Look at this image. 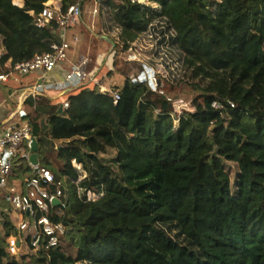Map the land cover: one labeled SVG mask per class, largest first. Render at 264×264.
<instances>
[{
	"label": "trees",
	"instance_id": "obj_1",
	"mask_svg": "<svg viewBox=\"0 0 264 264\" xmlns=\"http://www.w3.org/2000/svg\"><path fill=\"white\" fill-rule=\"evenodd\" d=\"M48 1L83 11L95 0H0V69L60 43L54 22L36 26ZM99 1L118 103L91 83L23 102L38 167L63 181L48 216L67 247L10 254L14 211L0 195V264H264V0ZM146 35L184 69L176 81L193 111L175 113L173 81L158 76L153 89L119 66ZM188 139L203 141L195 159L180 153ZM13 172L9 184L35 175L21 158Z\"/></svg>",
	"mask_w": 264,
	"mask_h": 264
},
{
	"label": "built area",
	"instance_id": "obj_2",
	"mask_svg": "<svg viewBox=\"0 0 264 264\" xmlns=\"http://www.w3.org/2000/svg\"><path fill=\"white\" fill-rule=\"evenodd\" d=\"M100 1L95 0L91 14L95 17L98 13ZM82 10L79 3L62 10L60 1H48L43 4V9L36 17V26L39 29L48 27L52 22L56 24V33L60 38V43L51 47V51L36 54L30 59L15 63H6L5 70L0 69V86L9 82L18 83L20 78L40 71L43 74L52 72L58 64L68 61V54L72 45L79 42L78 37L67 38L69 30L74 29L81 23ZM2 52H0L1 55ZM113 54L109 57L112 59ZM101 63V62H100ZM87 60L73 65L65 73L62 80L54 82H35L27 85L20 93L22 100L39 95L50 93L66 94L84 83H91L103 94H108L114 105L120 100V93L113 90L108 79L107 71H112V64L106 65V72L101 73L97 69L86 72L84 66ZM146 77L138 76V81H144ZM134 81H136L134 79ZM150 86L155 89L157 85L149 81ZM214 108H221L217 103H212ZM229 106L234 108V104L229 102ZM68 107L67 101H63L61 109ZM19 116L24 117L25 113L19 110ZM31 144V128L28 123L21 125L0 126V190L3 191L4 201L15 212L16 218L14 227L7 238L8 251L14 256L33 253L42 245L45 249L53 248L62 244L65 235V228L61 223H54L48 214L55 207L54 201L59 200L64 194L62 180H57L54 174L38 165L29 164ZM21 158L28 162L34 169L35 175L26 178L23 184H9L13 179V162ZM72 167L77 169L75 161H71ZM63 179L68 176L63 175ZM80 189L78 196L81 197ZM29 237L26 241L24 237Z\"/></svg>",
	"mask_w": 264,
	"mask_h": 264
},
{
	"label": "rangeland",
	"instance_id": "obj_3",
	"mask_svg": "<svg viewBox=\"0 0 264 264\" xmlns=\"http://www.w3.org/2000/svg\"><path fill=\"white\" fill-rule=\"evenodd\" d=\"M117 2L120 3L121 0H117ZM139 2L144 3L145 1L140 0ZM97 23L98 17L94 18L92 16L91 7L87 6L84 8L82 11L81 23L72 29L71 33H69V38L76 36L78 37L79 42L72 45L68 54V61L66 62L79 64L82 61L87 60L89 66L94 68V64L98 59L99 54H104V60H102L100 64L103 66L105 65L107 58L111 55V49L108 46V43L103 41L100 34H98L99 29L103 31V21H99V23ZM139 27L142 28L143 26L140 24L137 28ZM157 49L158 46L156 45V41H151L150 37H147L146 35V37L134 43L129 50L119 55L118 64L119 66H122L126 63L129 76L134 79L137 76H143L144 74L148 81H153L155 85H158V76L173 81L175 91L174 96L170 97V99L172 100L175 113L180 115L185 111H193L194 109L191 106L193 92L188 86L184 84L180 85L176 81L177 79H187L184 77V69H181L176 63V59H173L170 55L166 53H155ZM66 62L58 64L57 67L50 72H55L58 67L63 68L64 72L56 79L64 78L67 65ZM104 72H106V70ZM108 79L111 83L112 80L118 82L116 76L114 77L109 75ZM0 91L4 92L3 86H0ZM203 149L204 145L202 139H188L184 142L180 153L183 156L185 155L187 158L195 159L203 151ZM225 170L229 175L231 185H234L238 174L237 166L234 163L225 162ZM0 195H3L2 190H0ZM11 215L15 222V212H12ZM62 246L66 248L67 243L62 241Z\"/></svg>",
	"mask_w": 264,
	"mask_h": 264
},
{
	"label": "crops",
	"instance_id": "obj_4",
	"mask_svg": "<svg viewBox=\"0 0 264 264\" xmlns=\"http://www.w3.org/2000/svg\"><path fill=\"white\" fill-rule=\"evenodd\" d=\"M140 1V0H139ZM72 32V29L68 31L67 38H69V33ZM104 58V54H99L98 59L96 60L94 64V68H91L89 64L87 63L84 66V69L86 72H92L95 69L103 73L109 64H112V59L110 57L107 58L105 65H101L100 62ZM66 71H69V69L76 64H72L70 62H66ZM64 72L63 68L58 67L57 70L53 73H47L43 74L40 71H36L32 74H30L27 77L20 78L18 83L9 82L6 85H3L4 92L0 91V126L1 127H7L10 125H21L25 120H23V117L19 116V110L23 109V100L20 96V93L23 91L24 87L27 85L34 84L35 82L43 81V82H54L62 79H56L61 76V74ZM56 79V80H55ZM62 94L57 93H50L48 95H45L53 100H57Z\"/></svg>",
	"mask_w": 264,
	"mask_h": 264
},
{
	"label": "water",
	"instance_id": "obj_5",
	"mask_svg": "<svg viewBox=\"0 0 264 264\" xmlns=\"http://www.w3.org/2000/svg\"><path fill=\"white\" fill-rule=\"evenodd\" d=\"M61 110V109H60ZM30 158H29V164L32 166L38 165V158H37V152H38V144L35 139H31V144H30ZM54 205H59L60 201L56 200L53 203Z\"/></svg>",
	"mask_w": 264,
	"mask_h": 264
}]
</instances>
